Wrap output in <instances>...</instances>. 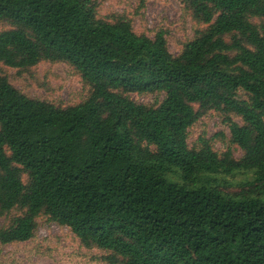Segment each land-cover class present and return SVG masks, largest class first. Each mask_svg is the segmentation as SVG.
<instances>
[{
	"label": "trees",
	"instance_id": "16d2710c",
	"mask_svg": "<svg viewBox=\"0 0 264 264\" xmlns=\"http://www.w3.org/2000/svg\"><path fill=\"white\" fill-rule=\"evenodd\" d=\"M181 1L207 26L172 55L164 30L138 34L94 0H0L1 64L65 62L90 86L63 107L0 72V213L18 211L0 242L31 239L44 215L107 264H264V0ZM155 92L154 106L129 96ZM210 110L240 159L189 146Z\"/></svg>",
	"mask_w": 264,
	"mask_h": 264
},
{
	"label": "rangeland",
	"instance_id": "374dc122",
	"mask_svg": "<svg viewBox=\"0 0 264 264\" xmlns=\"http://www.w3.org/2000/svg\"><path fill=\"white\" fill-rule=\"evenodd\" d=\"M98 16L111 19L125 16L132 21L138 34L153 37L157 30L166 32L168 50L177 55L183 45L193 39L206 24L197 21L181 0H94ZM254 21L257 22L256 19ZM264 26V22L262 23ZM0 23V32L7 29ZM0 72L16 89L28 97L66 107L82 102L90 91V86L81 74L70 64L60 61H41L28 68H13L0 63ZM136 103L156 105L165 94L130 93ZM239 96L244 94L239 92ZM239 122V118L231 116ZM223 116L210 110L188 129L189 146L198 145L201 137L209 140L218 152L230 150L234 158L240 159L243 150L231 141L228 125ZM251 176V173L228 175L230 182H238ZM170 177L180 181L179 177ZM18 211L0 213V228L6 226L10 216ZM103 252L96 248L84 247L79 239L66 227L48 220L44 215L37 219L34 236L21 242H0V264H107L101 261Z\"/></svg>",
	"mask_w": 264,
	"mask_h": 264
}]
</instances>
